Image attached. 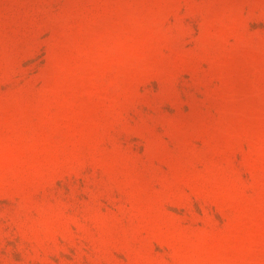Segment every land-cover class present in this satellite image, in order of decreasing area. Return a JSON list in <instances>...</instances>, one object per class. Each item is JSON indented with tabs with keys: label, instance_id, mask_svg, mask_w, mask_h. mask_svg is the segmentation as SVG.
<instances>
[{
	"label": "rangeland",
	"instance_id": "obj_1",
	"mask_svg": "<svg viewBox=\"0 0 264 264\" xmlns=\"http://www.w3.org/2000/svg\"><path fill=\"white\" fill-rule=\"evenodd\" d=\"M0 264H264V0H0Z\"/></svg>",
	"mask_w": 264,
	"mask_h": 264
}]
</instances>
